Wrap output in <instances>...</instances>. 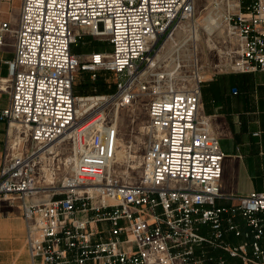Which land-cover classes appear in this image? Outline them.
Here are the masks:
<instances>
[{"label": "built area", "instance_id": "obj_1", "mask_svg": "<svg viewBox=\"0 0 264 264\" xmlns=\"http://www.w3.org/2000/svg\"><path fill=\"white\" fill-rule=\"evenodd\" d=\"M193 5L21 0L0 121L19 124L33 144L1 165L0 198L20 201L30 264H264V192H219L223 153L199 114L203 78L193 73L192 83L179 84L178 64L155 57L192 19ZM240 9L221 14L239 47L229 68L264 70V0ZM8 31L0 22V45ZM87 35L111 49L73 53ZM78 69L91 79L112 73L114 92L75 95ZM138 98L146 99L148 138L136 181L125 183L111 173L117 129L103 112ZM65 133L74 151L69 171L37 186L40 148Z\"/></svg>", "mask_w": 264, "mask_h": 264}, {"label": "crops", "instance_id": "obj_2", "mask_svg": "<svg viewBox=\"0 0 264 264\" xmlns=\"http://www.w3.org/2000/svg\"><path fill=\"white\" fill-rule=\"evenodd\" d=\"M20 5L21 0H0V22H7L9 27L0 45V79L9 77L7 61L14 54L13 30L16 28ZM86 38L95 40L89 35L84 36L72 45L73 53L86 55L95 52L76 51L78 43L85 47L90 44ZM7 91L8 81L6 89L0 90V97L6 96V102L0 103V108L7 104ZM199 114L208 118L210 129L218 138L223 153L219 192L226 196L264 192V70L242 72L227 69L206 75L200 84ZM4 124L0 121V126ZM3 134L5 139L6 133ZM4 139L1 141L0 137L3 144L0 167L3 164ZM217 202L229 204L235 201L220 199ZM21 254L26 256L24 263H18ZM230 262L240 264L236 259ZM0 264H30L25 246V223L18 198H0Z\"/></svg>", "mask_w": 264, "mask_h": 264}, {"label": "rangeland", "instance_id": "obj_3", "mask_svg": "<svg viewBox=\"0 0 264 264\" xmlns=\"http://www.w3.org/2000/svg\"><path fill=\"white\" fill-rule=\"evenodd\" d=\"M236 1V5H235ZM240 0H193L194 14L190 21H186L180 26V30H177L166 41L164 48L161 49L156 55L158 57H166L167 50L177 47L176 52L172 57H178L174 59L175 64H178V76L177 81L179 84L188 85L193 81V75L198 74L200 76L211 75L219 71H224L229 68L233 59L236 57L239 47L235 39V35L232 31L224 25L221 14L229 11L231 15L241 12L242 6L239 4ZM252 0H243L242 5L249 4ZM236 8V9H235ZM214 18L218 23H221L219 27L209 28L208 20ZM228 37V38H227ZM164 38V37H163ZM90 44L87 47L78 43L76 51L80 50H100L109 51L110 45L106 43V40H91L86 38ZM163 40V39H162ZM160 40L159 42H161ZM157 43V45L159 44ZM228 42V43H227ZM156 45V46H157ZM156 48V47H155ZM155 48L151 51V54L155 52ZM156 53V52H155ZM166 60V64H167ZM194 73V74H193ZM98 79L104 82V86L98 87L91 86L92 79L90 73L78 69L75 75L74 88H78L76 93L79 96L88 95H110L115 90L114 78L111 73L97 72ZM239 77V75H237ZM99 93H97V90ZM101 88V90H99ZM102 93V94H100ZM6 94V93H5ZM146 99L138 98L136 101L124 107L114 108L109 106L105 108L104 115L105 120H112L116 124L117 129V151L114 160L111 173L113 176L118 177L125 183H134L139 175V156L141 155L144 143L148 138L147 133V111L145 106ZM6 102V96L0 97V103ZM3 132L0 133L1 141L4 139V152L2 157V163H5L13 153L32 150V142L27 137L26 133L22 131L19 126L16 146L10 147L13 142V138L16 137V130L13 126L4 125L0 126ZM67 136V137H66ZM69 133H65L59 136L53 142L45 145L49 146L56 141L65 138L57 145L56 154H47L46 157H37L34 160V177L36 179L37 186H47L46 177L49 173L53 174L54 182L63 177L70 168L73 156V147ZM28 144V147H26ZM2 143L0 142V152L2 150ZM24 145V147H23ZM17 149V150H16ZM16 150V151H15ZM5 155V156H4ZM40 156V155H39ZM53 165L55 167H53ZM54 170V171H53ZM46 177V178H44ZM25 255L21 254L18 259V263H24Z\"/></svg>", "mask_w": 264, "mask_h": 264}, {"label": "bare ground", "instance_id": "obj_4", "mask_svg": "<svg viewBox=\"0 0 264 264\" xmlns=\"http://www.w3.org/2000/svg\"><path fill=\"white\" fill-rule=\"evenodd\" d=\"M235 5H236V1H235ZM236 9V8H235ZM219 22V21H218ZM216 19L214 18H209L208 20V27L211 29V28H214V27H219L221 23H218ZM228 38V37H227ZM228 43V42H227ZM176 49L177 47H173L172 49L169 48V50H167V54H166V58H168V61L169 63H171L172 60L178 58V57H172V55L176 52ZM160 56V54L156 55L155 57H158ZM175 62V61H174ZM205 76H203L202 78H204ZM7 81L8 79L5 78V79H0V90H5L6 89V84H7ZM15 130H16V137L13 138V142L10 144V147H14L15 144L17 143V136H18V133H19V130H18V127H19V124L15 123L13 124ZM70 136V135H69ZM67 137V136H66ZM58 138V137H57ZM56 138V139H57ZM65 139V138H62L58 141H56L55 143L49 145V146H43L40 148L38 154L40 155V158H43V157H46L47 154H56L57 152V145H59V143H61V141ZM49 144V143H48ZM47 145V144H46ZM24 146V145H23ZM117 146V144H116ZM119 148V146H117ZM120 149V148H119ZM118 158L115 157L114 160H117ZM53 167H55L53 165ZM54 171V170H53Z\"/></svg>", "mask_w": 264, "mask_h": 264}, {"label": "trees", "instance_id": "obj_5", "mask_svg": "<svg viewBox=\"0 0 264 264\" xmlns=\"http://www.w3.org/2000/svg\"><path fill=\"white\" fill-rule=\"evenodd\" d=\"M242 2H243V1H242ZM242 2H241V6H242V8H244V6L242 5ZM95 51H98V50H95ZM98 78H99V77L96 76L95 79L92 80V82H91V86H92V85H93V86H97V85H95L96 83L99 84L98 87H102V86H104V82H103L102 80L98 79ZM95 90H97V89L95 88ZM99 90H101V88H100ZM77 92H78V88H76V89L73 88V93H74L75 95H77V94H76ZM97 93H99L98 90H97ZM100 94H102V93H100Z\"/></svg>", "mask_w": 264, "mask_h": 264}]
</instances>
